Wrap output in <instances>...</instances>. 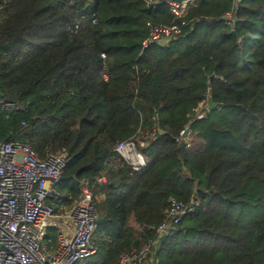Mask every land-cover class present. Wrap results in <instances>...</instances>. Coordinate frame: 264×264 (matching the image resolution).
I'll list each match as a JSON object with an SVG mask.
<instances>
[{"label":"trees","instance_id":"16d2710c","mask_svg":"<svg viewBox=\"0 0 264 264\" xmlns=\"http://www.w3.org/2000/svg\"><path fill=\"white\" fill-rule=\"evenodd\" d=\"M0 8L2 90L22 107L1 114L0 141L67 155L61 204L93 190L98 251L77 264H118L140 249L171 195L192 210L151 264H264V0H195L181 17L167 0ZM174 26L167 45H144L151 27ZM210 96L218 107L197 117ZM155 123L135 171L114 147Z\"/></svg>","mask_w":264,"mask_h":264},{"label":"built area","instance_id":"2783aa9c","mask_svg":"<svg viewBox=\"0 0 264 264\" xmlns=\"http://www.w3.org/2000/svg\"><path fill=\"white\" fill-rule=\"evenodd\" d=\"M167 2L181 17L195 0ZM93 22H97L95 16ZM180 32L177 26L151 27V36L144 45L151 41L164 45ZM21 108L4 98L0 80V116L2 113L9 116ZM204 108L205 104H201L195 111L200 113ZM157 130L156 123L150 130L140 127L134 136L119 142L114 152L139 171L148 162L141 147ZM187 131L183 129L181 137ZM66 166L64 152L42 158L26 142L0 141V264H77L97 253L94 243L98 219L96 196L90 187L84 186L71 206L61 205L63 194L57 184ZM102 181H105L104 176L99 178V182ZM191 210L187 202L171 195L164 221L151 226L152 236L147 242L136 251L123 253L118 264H151L152 249L163 237L173 234ZM52 229L56 232L55 240L51 236Z\"/></svg>","mask_w":264,"mask_h":264},{"label":"water","instance_id":"95a60500","mask_svg":"<svg viewBox=\"0 0 264 264\" xmlns=\"http://www.w3.org/2000/svg\"><path fill=\"white\" fill-rule=\"evenodd\" d=\"M211 92V90H210ZM218 107V103L214 101L213 97L210 96L208 99V113L212 112L214 109ZM203 117V116H202ZM189 135V131H187L183 137L180 139V144L183 146L186 142V138Z\"/></svg>","mask_w":264,"mask_h":264},{"label":"rangeland","instance_id":"374dc122","mask_svg":"<svg viewBox=\"0 0 264 264\" xmlns=\"http://www.w3.org/2000/svg\"><path fill=\"white\" fill-rule=\"evenodd\" d=\"M230 17H231V15H229ZM172 41V40H171ZM168 43H170V41L168 42L167 41V43L166 44H164V45H167ZM208 114V102H207V104L205 105V108L200 112V113H196V115H197V117H202V116H205V115H207ZM189 131V130H188ZM189 136H190V132H189V135L187 136V138H186V141L185 142H187L188 140H189ZM193 136V135H192ZM59 184V183H58ZM58 184H57V186H58ZM62 205V204H61ZM65 206H67V205H65Z\"/></svg>","mask_w":264,"mask_h":264}]
</instances>
